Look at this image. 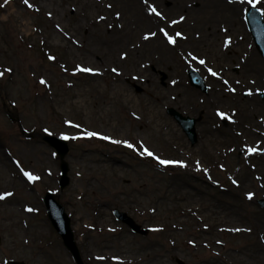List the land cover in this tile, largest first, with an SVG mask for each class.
Returning a JSON list of instances; mask_svg holds the SVG:
<instances>
[{
	"label": "rangeland",
	"instance_id": "obj_1",
	"mask_svg": "<svg viewBox=\"0 0 264 264\" xmlns=\"http://www.w3.org/2000/svg\"><path fill=\"white\" fill-rule=\"evenodd\" d=\"M175 1L178 0H148L146 5L155 6L162 15L150 12L148 15L159 23L149 22L150 26L138 30L134 38L155 32L152 39H144V46L154 44L155 49H160L136 55V67L122 78L104 74L92 85L79 69L94 63L83 55L76 64L79 68L74 64L87 38L82 28L90 23L98 27L89 16H99L101 10L107 9L109 4L105 0V9L94 3L100 8L91 7L88 16L84 15L87 4L81 6L79 0H29L32 7L24 0L7 3L0 0V72L4 73L0 76V194L12 193L0 199V264L9 260L25 264H75L47 217L43 199L48 191L56 195L55 200L69 216L84 264H176V257L185 264H242L246 257L243 248L248 250L259 244L253 236L223 232L212 222L220 211L230 208L235 217L226 216L224 225L239 223L254 229L258 221L264 227V209L256 202L264 196V181L259 185L264 173L248 171L249 166L256 164L242 149V143L249 141H242L243 137L239 138L242 130L227 119L218 124L214 113L218 109L209 103L219 96L221 103L217 107L220 110L225 105L233 107L238 115L249 109V103L254 107L252 102L264 110V98L259 96L264 91V71L261 80H253L244 67L249 61L248 53H252V60L255 57L261 60L264 68V59L242 19L250 4L248 0H235L242 29L238 34L230 33L234 44L226 47L221 60L205 63L203 68L189 57L190 53L180 54L178 49L166 45L159 31L165 29L169 34L167 29L171 27H174L171 31L185 29L178 25L184 5L178 7ZM201 2L181 1L195 11ZM256 7L264 18V0ZM109 12L99 27L107 38L120 29V22ZM217 20L221 32L225 24L220 23V18ZM77 23L81 27L75 32L72 28ZM65 31L80 46L65 38ZM162 50L168 54L170 65L159 63ZM190 67L205 81L209 89L206 93L189 84ZM121 68L124 72V67ZM208 68L216 76L220 74L221 80L208 75ZM130 72L147 79L133 77ZM118 84L125 85L140 105L147 98L161 105L163 117L177 129L176 134L166 141L159 136L162 130L142 127L147 116L141 107L137 111L139 118L132 119L122 99L111 94ZM163 90L170 95L166 103L164 96L153 97ZM193 95L204 103L196 110H192ZM169 108L198 119L195 125L198 139L194 145L167 114ZM260 113L264 116L263 111L257 110L249 118L251 124L257 125L256 116ZM9 117L19 120L25 132L53 135L67 142L66 186L59 185L60 160L55 150L38 135L25 136ZM88 132L99 135L88 136ZM105 136L110 139H103ZM114 141H128L134 147ZM216 143L223 152L211 157L207 147ZM144 148L154 155H141ZM156 156L182 161L183 165L160 164ZM26 171L39 179L29 180L24 175ZM244 178L247 184L243 189L237 188ZM248 193L254 194L251 199ZM115 209L148 228V234L143 237L132 233L115 219ZM102 254L104 258L100 259Z\"/></svg>",
	"mask_w": 264,
	"mask_h": 264
},
{
	"label": "bare ground",
	"instance_id": "obj_2",
	"mask_svg": "<svg viewBox=\"0 0 264 264\" xmlns=\"http://www.w3.org/2000/svg\"><path fill=\"white\" fill-rule=\"evenodd\" d=\"M77 1L78 0H75V2ZM103 1L104 0H79L81 6L86 4L88 6L87 13L85 14L84 12V15L86 16L89 15L88 10H91V7L98 8L100 4L104 6ZM105 1L109 5H111V7L104 6V9L105 7L107 9H105L104 11L101 10L102 13L99 16H97L96 14L94 16H89L94 20V23H96L98 27H96V25H93L92 27V23H90L88 26L86 25L87 27L83 26L82 28L85 31L84 36H86L87 38L85 39V43L81 44V53L76 56L77 62L74 64H78L80 62L78 58L80 57L82 59L83 55L86 56V59L89 58V61L91 63L96 64H90V67L83 66L85 68H92L98 70L94 72H85V76L88 78L92 85H96V80L98 79V77L104 74H106V76L108 75L109 77L118 76L119 78H122L125 72L130 71L136 67V55L142 56L143 54H149L150 52L148 51L151 49L154 51L160 49H155L154 44H145L144 46L145 36L143 35V33L141 34V36L139 35L138 38L134 40L138 30L144 29V27L148 26L150 23H159V20L153 17V15H148L150 14V6L148 7L144 0ZM181 1L182 0L175 1V4H178L176 5L178 7L179 5L180 7H182V4L184 5V8L182 7L183 12L180 14V18L184 17V19H180L178 25L182 24L185 29H176L175 31H171V29L174 27L167 29L169 31V35L175 37V44L170 43L167 37L159 30L161 32L165 44L174 49H178L180 54H185L188 56V54L190 53L189 57L193 59L194 62L198 61L199 65L203 68H205V63H217L221 60L220 58L223 57V52L225 51L226 47L231 48L230 46L234 44L233 37L230 36V33H235L242 29V26L240 25L238 16L236 14V9L238 5H236L235 0H231V2L230 0H202L199 10L195 11V9H192L187 5L188 3H181ZM94 3H98L99 5H95ZM110 10L113 12L112 14L115 19L120 22L118 25L120 29H118V31L114 35L108 36L107 38L103 37V31L102 29H99V27L102 21H106L107 14H111L109 12ZM117 13H119V16L116 15ZM100 17H104V19H100ZM219 18L221 21L220 23L225 24V26H221V32H219L217 29V24L219 21L217 19ZM166 23L171 22L168 20ZM221 24H219V27ZM80 27L81 24L77 23V25L74 26L72 30L76 32L79 30ZM197 29H199L201 33H198ZM176 33H181V35L177 37L175 35ZM158 34L160 35V33ZM71 36L72 35L65 31L64 37L69 39L73 44L80 46V44H78L77 41H74ZM148 38L152 39V36H148ZM229 38L230 42H228ZM141 44L143 46H141ZM235 44L238 43L236 42ZM245 47L250 48L248 44H246ZM152 52L150 54H152ZM201 52L203 54H201ZM95 53H99L101 57H98ZM90 55H94L95 57H91ZM248 55L249 61L246 62L244 65L245 73L250 74L251 79L253 80H255V78L261 80L263 78L262 73L264 71L262 61L256 57L252 60L254 56L252 53H248ZM162 57L163 58H161L162 60H160L159 63L170 65L171 60L168 54H166L163 50ZM200 60H204L205 63L201 64L199 62ZM122 66L124 67V72L121 68ZM113 69H116V71H113ZM207 72L208 75L210 74L211 76L217 77L218 80H221L220 74L218 76L213 75L212 72H209V68ZM130 73L133 77L137 76L139 79L143 78L141 76H138L136 72ZM146 79V77L143 78V81H145ZM178 82L180 84L182 83L181 80ZM167 92L168 91L163 90L162 93H157V96L153 95V97L157 98L159 96H164V102L166 103V98H169L170 96L169 94H167ZM111 94L117 96V98L119 99H122L123 103L127 106L126 113L135 121L139 118L137 115L138 107H141L142 111L146 113L147 116V119L141 126L144 128H153L156 131L162 130V132L159 133V136L163 140H170L171 137L176 134L177 129L172 125L171 122L167 121L163 117L162 106H158V104H156L153 99L147 98V100L140 105L139 103H136L131 93H129V91L123 84L113 86V92ZM182 95L185 100L186 93ZM218 97L219 96H216L209 100V103L219 110L215 111L214 109V113L218 116L216 117L217 123L219 124L221 120L223 121L227 119L229 121V124L237 125L238 129L242 130L241 136L239 138L241 139L243 137L241 139L242 141H249L242 143L244 144L242 145V149L245 152H248L249 158H253L256 162V164H254L253 166H249L248 171H250L251 173H256L262 170L264 173V116L262 115V113L256 116V126L254 125V123L251 124V121H249V118L256 115L257 110L263 112L264 110L258 109L257 103L252 102V100L249 101L254 104V107H250L249 103V109L240 111L239 115L237 114L236 109H234L233 107L229 108L226 105V108H224V110H220L217 107V104L221 103ZM191 99L195 103L192 110H196V107H199L200 105L204 104L203 101L197 98L195 95H193ZM221 112L225 113L226 115L221 116ZM219 127L221 128V130H224L223 127ZM250 138L254 139L250 141ZM221 139L222 138H220L219 140L220 142H222ZM250 147L257 149V151L249 152L248 149ZM153 149H155V147ZM207 149L211 157H214L217 154H221V152H223L222 147L219 146V143H216L215 145L209 144ZM243 150L240 149L241 152ZM246 180L247 178L242 179L243 184L239 183V185H237V188L243 189V186L246 185L248 182ZM258 180H260V178H258ZM261 181L264 180H260L259 185L262 183ZM220 213L221 214L217 216V218L212 222L217 224V226H219L223 232H228L229 234H240V236H246L247 234L248 236L255 237L257 242L259 243L258 245L255 243L248 250L243 248V255H246V257L244 260H242V264H264V227L260 226L261 222L256 221L257 228L254 229L245 228L244 226H241L242 224L239 223L236 225L226 226L227 224L224 225V218L226 216L234 218V212L230 208H227L226 210L224 209L220 211ZM235 229H240V231H236ZM101 257L104 258V255L102 254ZM122 261L124 260L122 259Z\"/></svg>",
	"mask_w": 264,
	"mask_h": 264
},
{
	"label": "water",
	"instance_id": "obj_3",
	"mask_svg": "<svg viewBox=\"0 0 264 264\" xmlns=\"http://www.w3.org/2000/svg\"><path fill=\"white\" fill-rule=\"evenodd\" d=\"M250 21L252 23V20H250ZM253 25H259V24L257 21L253 20ZM254 34H255L257 41L261 43L259 46H260V49L262 50V52L264 54V30H262L259 26V29L258 28L255 29ZM190 76L192 78V74H190ZM169 112L174 115V117L177 119L178 122H180L183 129L185 130V132L189 136L191 142L194 143L196 140L195 133H194V122H195V120L183 118L182 116L177 114L174 110H169ZM41 138L43 140L47 141L51 146H53L60 156V159L62 161L61 169H60L62 171L60 186H61V188H63L68 183V179L66 176L68 167H67V164L63 161V157L65 156L66 152L68 151L67 144L65 141L55 139V137H51V136H41ZM54 197H55L54 195L47 193L45 198H44V202L46 204L47 211H48V216H49L53 226L56 228L58 233L61 235L65 247L72 253V256L74 257V259L76 261L75 263L76 264H83L81 257H80V254H79V251H78V248H77V246L74 242V239H73V234H72L71 229H70L69 218L64 213L63 208L59 204V202H56L54 200ZM115 214H116V217L118 219H120L122 222L126 223L134 232H138V233H141L143 235H145L147 233V230H145L144 228L141 229L140 226L137 225L133 221L132 218L127 216L125 213H122V211L121 212L116 211ZM176 261L178 262V264H184L182 261H180L178 259H176ZM9 264H24V263L18 262V261H10Z\"/></svg>",
	"mask_w": 264,
	"mask_h": 264
},
{
	"label": "snow or ice",
	"instance_id": "obj_4",
	"mask_svg": "<svg viewBox=\"0 0 264 264\" xmlns=\"http://www.w3.org/2000/svg\"><path fill=\"white\" fill-rule=\"evenodd\" d=\"M231 2V0H230ZM260 0H248V3L255 6L257 3H259ZM5 3H7V0H5ZM24 3L26 5H28L29 7H32V5L29 3V0H24ZM145 3H147V0H145ZM108 7H111V5H108ZM149 11L151 13H155L157 16H161L162 14L157 11L156 7L155 6H150L149 8ZM49 15H51V13H49ZM117 16H119V13L116 14ZM100 19H104V17H100ZM181 20L184 19V17H181L180 18ZM173 24L177 23V21H172ZM109 27H111V25H109ZM160 31L167 37L168 41L170 43H173L175 44L176 43V39L174 36L172 35H169L168 32L165 30V29H160ZM227 31V30H225ZM156 33L155 32H150L148 33L147 35H145V39H148V36H155ZM177 37L181 35V33H176L175 34ZM230 42V38H229V41ZM50 59H55L54 57H50ZM201 64H204L205 61L204 60H200L199 61ZM80 71H84V72H94V71H98V70H95V69H92V68H80L79 69ZM7 71H11V69H7ZM113 71H116V69H113ZM209 72H212L211 69H209ZM4 73L3 72H0V76H2ZM213 75H216L215 72H212ZM41 83H45V81L43 79H41ZM225 83L227 84V81H225ZM237 83H239V81H237ZM231 91H235V89H231ZM248 94L250 95L251 94V90H249ZM221 116H225L226 114L225 113H220ZM230 118V117H229ZM76 127H79V125H76ZM86 135L88 136H97L99 135L98 133H95V132H88L86 133ZM68 137L65 136V139H67ZM103 139H110V137H102ZM115 143H124L126 146H128L129 148H133L134 145H132L131 143H129L128 141H114ZM249 152H255L257 151V149L255 148H249L248 149ZM144 154H147L149 156H153L154 154L152 152H150L147 148H144L143 149V152H141V155H144ZM155 159L160 163V164H164V165H168V164H181L183 165V162L182 161H173V160H165V159H161L159 156H156ZM25 176L28 177L29 180H36V179H39V177H36L34 176L31 172H25L24 173ZM234 183H236V181H233ZM12 193L11 192H4L2 194H0V199H4L5 197H8V196H11ZM248 198L251 199L252 196L254 195L253 193H248ZM29 211H31V209H29ZM236 231H240V229H235ZM100 259H103V257H100ZM118 259V258H117Z\"/></svg>",
	"mask_w": 264,
	"mask_h": 264
}]
</instances>
